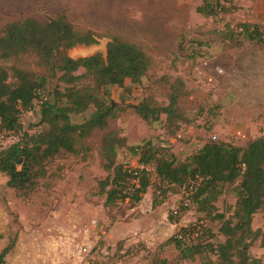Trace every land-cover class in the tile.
I'll return each mask as SVG.
<instances>
[{
  "label": "rangeland",
  "instance_id": "374dc122",
  "mask_svg": "<svg viewBox=\"0 0 264 264\" xmlns=\"http://www.w3.org/2000/svg\"><path fill=\"white\" fill-rule=\"evenodd\" d=\"M219 1L228 10L204 17L197 12L203 0H0V19L5 24L22 16L45 18L66 12L100 33L116 29L143 46L152 65L142 82L134 85V95L141 97L146 90L166 103L165 77H181L192 90L181 98V104L202 134L193 139L184 125L179 136L170 138L163 121L147 124L132 109L112 121V127L127 137L129 145L165 141L182 162L198 150L197 142L229 139L245 145L264 136V41L250 40L240 27L242 22L264 25V0ZM108 41L109 37L102 36L98 43L77 45L68 53L74 58L97 52L105 55ZM0 64L19 62L0 60ZM24 66L33 67L32 59H26ZM219 67L222 74L216 70ZM56 85L61 84L52 78L48 90L23 111L21 130L3 131L0 149L18 141L24 131L41 130L38 112ZM122 91L112 89L113 100L119 101ZM252 91L259 96L252 99ZM94 109L73 116V121L82 122ZM101 137L98 134L87 141L93 146L87 160L66 152L58 155L48 167L50 186L42 185L29 197L18 196L7 185L8 176L0 172V246L16 239L7 264H151L152 250L159 242L198 219L212 229L215 236L209 241H224L219 222L201 216L192 204H181L184 189L153 206V196L163 198L154 172L153 186L137 208L129 210L124 202L105 207V195L98 192V181L108 175L98 153ZM138 160L139 155L129 149L118 150L119 162L135 166ZM234 185H225L216 202L227 217L236 208ZM252 226L264 230V209L254 214ZM167 250L168 257L176 253L172 246ZM249 252L264 264L262 240L255 241Z\"/></svg>",
  "mask_w": 264,
  "mask_h": 264
},
{
  "label": "trees",
  "instance_id": "16d2710c",
  "mask_svg": "<svg viewBox=\"0 0 264 264\" xmlns=\"http://www.w3.org/2000/svg\"><path fill=\"white\" fill-rule=\"evenodd\" d=\"M224 10L228 7L219 0H203L197 7L204 17ZM240 27L250 40L264 41L263 24L242 22ZM102 36L109 37L105 55L97 52L77 59L69 55V49L96 44ZM28 58L33 67L24 66ZM10 59L19 64H0V131L21 130L23 111L31 109L48 90L52 78L61 84L49 90V97L41 103V130L24 131L18 141L0 149V172L8 176L7 185L18 196L29 197L42 185L50 186L49 164L62 152L85 160L92 157L93 146L87 141L101 134L98 153L108 175L98 181V192L105 195V207L119 202L129 204V210L136 207L153 186L154 172L163 198L153 196V206L181 189L184 193L180 202L185 205V191L192 186L190 205L201 216L220 223L224 241H209L215 235L204 219H198L163 241L152 252L151 264H178L197 257L203 264L261 263L249 249L257 240L264 242V230L252 226L254 214L264 209V136L245 146L225 140L206 141L182 162L170 148L150 140L129 145L127 137L112 127V121L132 109L147 124L163 121L170 138L179 136L182 127L192 123L181 104V98L192 94V90L181 77H165L166 103H160L146 90L141 97L134 95V85L142 82L152 65L147 50L116 29L100 33L66 12L45 18L22 16L5 24L0 19V60ZM114 88L123 90L119 101L112 98ZM91 107L95 109L88 118L73 121V116ZM120 148L139 155L138 163L154 170L119 162ZM225 185H234L237 196L232 217L216 205ZM15 244L13 239L6 247L0 246V264H7L6 257ZM171 244L179 254L173 260L162 258L161 253Z\"/></svg>",
  "mask_w": 264,
  "mask_h": 264
},
{
  "label": "crops",
  "instance_id": "0c3cea01",
  "mask_svg": "<svg viewBox=\"0 0 264 264\" xmlns=\"http://www.w3.org/2000/svg\"><path fill=\"white\" fill-rule=\"evenodd\" d=\"M222 74V73H221ZM250 95V97L252 98V99H255L256 97H258L259 95L257 94V93H255L254 91H252V92H250L249 93ZM255 103H256V101H254ZM188 131L186 132V133H189V134H191L192 136H193V139H196V137L197 136H200L202 133H201V131L197 128V129H195L194 128V126L192 125V124H190V125H188V129H187ZM183 131H181L180 132V134L182 133ZM222 140H225V141H229V139H222ZM235 144H237V145H241V146H245V145H243L242 143H235ZM197 145L199 146V147H201V144L200 143H198L197 142ZM147 193V192H146ZM145 193V194H146ZM144 194V195H145ZM179 195V193H176V194H171L168 198H167V200L169 199V198H171V196H175V197H177ZM143 198H144V196H143ZM143 200V199H142ZM141 200V201H142ZM166 201V200H165ZM165 201L163 202V203H165ZM152 202H153V197H152ZM141 203V202H140ZM140 203L136 206V207H134L133 209H135V208H137L139 205H140ZM162 204V203H161ZM160 205V204H159ZM172 236V235H171ZM168 239V238H167ZM166 239H164L163 241H165ZM163 241H161V242H159L158 244H157V246H155L156 248L154 249V250H152V252H156L157 250H158V246L163 242ZM169 246H172L175 250V254H174V256L173 257H168V256H166L165 254H166V252L168 251L167 250V248L169 247ZM169 246H166V249H164L163 250V252L161 253V257L162 258H167L168 260H173V259H175L176 257H177V255L179 254V251L177 250V248L173 245V244H171V245H169ZM196 259H198V257L196 258ZM186 260H190V259H185V260H182V261H186Z\"/></svg>",
  "mask_w": 264,
  "mask_h": 264
},
{
  "label": "built area",
  "instance_id": "2783aa9c",
  "mask_svg": "<svg viewBox=\"0 0 264 264\" xmlns=\"http://www.w3.org/2000/svg\"><path fill=\"white\" fill-rule=\"evenodd\" d=\"M218 71L219 74L223 73V69L221 67L217 68L216 69ZM5 132L1 131L0 132V140L4 138V134ZM215 138V136H214ZM164 140V139H163ZM160 146L163 147V148H170L169 144H167L165 141H162L160 143ZM134 167L138 168V169H143V168H146L147 170H154V167L150 166V165H146V164H142V163H137V165H135ZM193 192V187L191 186L189 188V191H185V194H186V197H187V202L186 204H190L189 201H190V197L189 195Z\"/></svg>",
  "mask_w": 264,
  "mask_h": 264
},
{
  "label": "water",
  "instance_id": "95a60500",
  "mask_svg": "<svg viewBox=\"0 0 264 264\" xmlns=\"http://www.w3.org/2000/svg\"><path fill=\"white\" fill-rule=\"evenodd\" d=\"M106 51H107V46H106ZM95 54V53H94ZM70 55V54H69ZM91 55H93V54H91ZM71 56V55H70ZM87 56H90V55H87ZM72 57V56H71ZM81 57H85V56H81ZM72 58H74V57H72ZM80 58V57H79ZM74 59H77V58H74Z\"/></svg>",
  "mask_w": 264,
  "mask_h": 264
}]
</instances>
